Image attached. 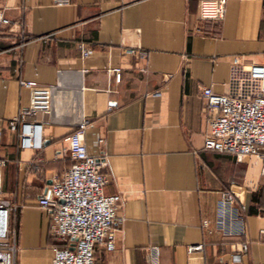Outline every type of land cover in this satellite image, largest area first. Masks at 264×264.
<instances>
[{
    "label": "crops",
    "instance_id": "1",
    "mask_svg": "<svg viewBox=\"0 0 264 264\" xmlns=\"http://www.w3.org/2000/svg\"><path fill=\"white\" fill-rule=\"evenodd\" d=\"M198 1L0 0L10 20L0 24V195L12 206L14 264H47L62 245L38 198L71 164L67 138L83 120L87 151L106 161L102 191L120 194L114 247L96 244L94 264H148L151 245L159 264L264 263L262 160L203 147L200 94L227 92L234 64L264 65V0H226L220 22L200 20ZM20 79L52 85L49 112L28 118L31 144L8 125L28 101ZM222 189L235 194L240 237L208 229Z\"/></svg>",
    "mask_w": 264,
    "mask_h": 264
},
{
    "label": "built area",
    "instance_id": "2",
    "mask_svg": "<svg viewBox=\"0 0 264 264\" xmlns=\"http://www.w3.org/2000/svg\"><path fill=\"white\" fill-rule=\"evenodd\" d=\"M66 1L56 0V3ZM225 4L226 0H199L197 16L204 22H220L224 17ZM9 22L0 11V24ZM80 53L87 56L90 50L83 47ZM106 72L119 80L118 66H109ZM19 84L28 89V101L18 109L8 125L14 130L20 124L22 144H31L32 122L28 118L49 112L52 85L40 84L33 79H20ZM227 86L225 93H216L210 86L200 88L208 125L203 147L233 154L237 160L258 156L263 170L264 65L234 64ZM154 94H159V91ZM86 123L87 120H83L67 138L71 164L61 177L49 183L38 198L41 206L52 208L50 229L62 242V245L51 247L52 255L47 264H94L96 244H103L106 250L114 247L115 213L120 194L102 191L107 181V174L102 170L106 161L87 151L83 140ZM3 162L0 157V192ZM11 209L9 200L0 195V264H14L17 252L15 230L10 225ZM201 223L205 228L210 226L207 218H203ZM208 229L221 235L240 237L244 234V220L231 189L219 191L215 220ZM193 248H201V244L190 245L188 250ZM246 248V242L241 241L239 250L245 251ZM146 260L148 264H159L157 246L146 248Z\"/></svg>",
    "mask_w": 264,
    "mask_h": 264
}]
</instances>
